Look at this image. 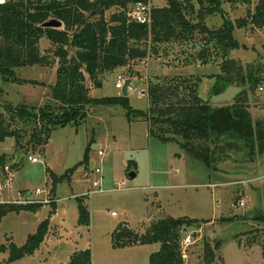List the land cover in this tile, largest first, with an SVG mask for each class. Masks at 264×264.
Here are the masks:
<instances>
[{
	"label": "rangeland",
	"instance_id": "rangeland-1",
	"mask_svg": "<svg viewBox=\"0 0 264 264\" xmlns=\"http://www.w3.org/2000/svg\"><path fill=\"white\" fill-rule=\"evenodd\" d=\"M145 1L151 9L168 4V0ZM258 1L253 0L250 7L225 3L223 10L227 15L211 14L205 17L206 25L216 29L228 19L234 23L246 18ZM195 7L199 8L197 3ZM115 12L107 13L106 18ZM234 38L239 48L230 53V58L244 66L264 65V27L236 29ZM39 46L42 53L52 56L53 47L48 39L43 38ZM200 49L199 43L195 47L164 45L160 59L148 57L131 74L123 68L107 74L100 89H94L89 82L90 95L96 99L121 96L123 90L117 89L116 84L122 79L124 87L130 81V105L147 111L148 97L141 94L148 93L149 84L156 78L194 75L202 78L199 96L212 106H224L212 103L217 79L211 77L221 73L220 67L194 62ZM185 61L194 65L181 66ZM57 66L15 71L17 79L29 82H6L0 75V113L5 105L44 107L51 100L50 88L57 81ZM247 98L254 132L259 129L256 124L261 123L264 134V81L249 91ZM229 140L222 137L216 143V155L208 168L189 157L177 141L150 136L148 123L129 121L121 106L91 108L82 124L54 129L42 152H23L19 163L15 140L7 139L0 144V157L6 156L4 165L12 170L15 189L1 195L0 201L18 200V191H26L31 197L37 189L52 190L51 174L64 179L56 185L53 198L57 199V211L52 218L51 204H44L36 213L0 215V264H68L74 253L86 250L91 252L92 264H149L161 245L139 241L153 223L168 217L202 221L189 231L194 244L183 252L185 264H204L205 242L213 247L220 243V264H264V140L253 139L252 148L241 139ZM86 154L101 173L81 164ZM30 156L40 162H30ZM130 174H135V178ZM95 182L99 188H94ZM122 182L125 190H117ZM44 197L45 194L39 199ZM242 201L245 205L239 207ZM80 204L89 214V225H79ZM46 219L49 232L40 249L34 255L10 262V245L22 248ZM121 232H131L135 237L119 239ZM119 240L121 247L117 246Z\"/></svg>",
	"mask_w": 264,
	"mask_h": 264
},
{
	"label": "trees",
	"instance_id": "trees-1",
	"mask_svg": "<svg viewBox=\"0 0 264 264\" xmlns=\"http://www.w3.org/2000/svg\"><path fill=\"white\" fill-rule=\"evenodd\" d=\"M141 0H79L62 5L44 0H0V75L6 82H29L16 78L15 71L24 67L57 66V81L50 88L51 100L44 107L5 105L0 113V144L12 138L16 152H42L56 128L77 127L97 106H121L129 121L143 120L149 125L150 136L163 141H177L186 149L189 157L208 168L216 155V143L221 138L241 139L253 147V139L264 140L263 126L254 132L251 115L247 110L248 92L258 88L264 81V65L244 66L230 58V53L239 48L234 38L236 29L264 27V0H259L254 10H248L246 18L234 23L229 19L216 29L206 25L209 15H227L223 4L232 7H250L253 0H168L167 6L152 9L150 25H140L128 17L131 7ZM146 2V1H145ZM198 4L199 8L195 7ZM116 11L106 18V14ZM56 19L63 29L43 28V24ZM46 38L53 52L44 54L39 43ZM199 43L196 60L200 65L218 64L220 74L212 76L217 82L213 96L223 93L231 86L242 92L233 103L212 106L199 96L202 78L199 76L158 77L149 84L147 111L134 109L129 97H91L90 82L94 89L103 87L107 74L118 69L134 72L135 67L148 57L160 59L162 46L171 44L193 47ZM219 62V63H218ZM194 65L185 61L181 66ZM32 84H37L32 81ZM227 142V144H230ZM6 156L0 157V167H5ZM81 164L91 166L88 154ZM71 172V171H70ZM69 173L66 174L68 177ZM54 187L64 179L53 174ZM6 206V207H5ZM37 205H0V215L38 212ZM56 211V199L51 203ZM79 225H89L90 217L80 204ZM260 220V219H259ZM202 224V221L183 218H165L153 223L141 244H160L152 254L149 264H185L183 240L189 234L184 230ZM49 232V219L41 223L36 234L18 248L11 244L9 261L34 255ZM194 234V233H193ZM119 239L135 237L131 232L120 233ZM251 245V244H249ZM117 246L121 247L120 240ZM220 243L213 247L204 243V264H220ZM68 264H92L89 250L74 253Z\"/></svg>",
	"mask_w": 264,
	"mask_h": 264
},
{
	"label": "built area",
	"instance_id": "built-area-1",
	"mask_svg": "<svg viewBox=\"0 0 264 264\" xmlns=\"http://www.w3.org/2000/svg\"><path fill=\"white\" fill-rule=\"evenodd\" d=\"M47 3H59L62 5H66L68 3H76L79 0H44ZM93 1V0H89ZM128 17L132 22L138 23L140 25H150L152 22V9L150 4L145 2V0H141L139 3H136L131 7V10L128 14ZM145 64L144 61L141 62V64ZM125 86V85H124ZM116 88L119 90H123V84H122V79H119L118 83L116 84ZM141 96H147L148 93L144 94L142 93ZM99 155H103L102 151H99ZM28 160L32 163H38L40 160L37 157H32L30 156ZM97 174L101 173L99 169L96 168L95 164L94 167L92 168ZM14 184V177L12 174V170L9 166H5L3 168V178L0 181V196L5 194L6 191L8 190H14L15 187L13 186ZM94 188H99L98 182L94 183ZM117 190H125V184L122 182L117 186ZM96 190L89 192V196H91L93 193H95ZM51 190L49 191H42L40 189H37L33 194H31V197L28 196L29 193L26 191H18L17 196L19 197L18 200H7L3 199L0 201V205H37V204H51L53 202ZM45 194V197L43 199H39L41 195ZM30 195V194H29ZM245 203L244 201L238 203L239 207L244 206ZM115 216L116 214L113 213ZM194 242L192 241V237L190 234H188L185 239L183 240V252L188 249L190 246H192ZM183 257L186 258V256L183 254Z\"/></svg>",
	"mask_w": 264,
	"mask_h": 264
},
{
	"label": "water",
	"instance_id": "water-1",
	"mask_svg": "<svg viewBox=\"0 0 264 264\" xmlns=\"http://www.w3.org/2000/svg\"><path fill=\"white\" fill-rule=\"evenodd\" d=\"M43 28H51V29H61L63 27V23L61 21H58L56 19H52L46 23L43 24ZM130 85V81H126L125 86L122 91L123 97H128V87ZM242 92V89L240 87L231 86L227 88L223 93L219 95H215L212 99V103L214 104H231L235 98ZM94 149L97 150L98 146H94ZM22 154L20 152L16 155V163H19L21 160ZM91 169L94 167V163H91ZM131 178H135V174H130ZM185 234H188V229L184 230Z\"/></svg>",
	"mask_w": 264,
	"mask_h": 264
},
{
	"label": "crops",
	"instance_id": "crops-1",
	"mask_svg": "<svg viewBox=\"0 0 264 264\" xmlns=\"http://www.w3.org/2000/svg\"><path fill=\"white\" fill-rule=\"evenodd\" d=\"M98 149H99V147H98ZM98 149H97V150H98ZM21 160H22V157H21ZM21 160H20V161H21ZM0 176H1L0 178H1V180H2V178H3V170L0 171ZM90 192H91V191H90ZM55 195H56V194H55ZM56 202H57V199H56ZM53 208H54V207H53ZM55 208H56V211H57V206H56ZM56 211H55V214H56ZM55 214H53V215H55ZM53 215H52V216H53ZM52 216H51V218H52Z\"/></svg>",
	"mask_w": 264,
	"mask_h": 264
}]
</instances>
